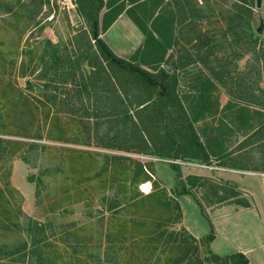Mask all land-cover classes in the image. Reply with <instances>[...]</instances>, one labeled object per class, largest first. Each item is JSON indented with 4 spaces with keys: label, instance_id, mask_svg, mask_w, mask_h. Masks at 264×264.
<instances>
[{
    "label": "rangeland",
    "instance_id": "rangeland-1",
    "mask_svg": "<svg viewBox=\"0 0 264 264\" xmlns=\"http://www.w3.org/2000/svg\"><path fill=\"white\" fill-rule=\"evenodd\" d=\"M91 2L0 0V264H107L110 221L165 216L149 202L106 209L130 196L133 166L103 171L104 156L144 165L135 191L178 205L172 228L197 240L203 264L208 235L264 264V0H104L98 17L128 6L143 29L132 62L168 75L165 98L109 70Z\"/></svg>",
    "mask_w": 264,
    "mask_h": 264
},
{
    "label": "trees",
    "instance_id": "trees-1",
    "mask_svg": "<svg viewBox=\"0 0 264 264\" xmlns=\"http://www.w3.org/2000/svg\"><path fill=\"white\" fill-rule=\"evenodd\" d=\"M92 2L89 4H93ZM94 3H96V7H94L95 16L91 18L92 24L90 25L91 32L89 35L91 40L97 44V51L99 55H102L103 59L105 60L104 62H106L109 67V70L111 69V71L114 72L113 68H116L121 72L131 75L135 79L138 78L143 80L148 88H160L163 91V93L160 94V97L165 98L170 88L166 83V80L168 81V75L165 72L161 71L158 74H152L146 70H143L136 64L117 57L109 49V47L102 40H100L98 13L103 6V0H94ZM235 6H237L239 11L244 9L248 13L245 26L249 29V20L252 18L251 10L249 8H243L241 4H236ZM102 29H106V27L103 26ZM109 78L112 77L110 76ZM151 103L152 98L140 102L137 108L139 109V107H141L140 109H143L146 106H150ZM130 121L134 126L136 136L139 137L144 143V140L140 134L141 131H139L137 128V124L131 117ZM141 133L143 134V137L146 136L143 132ZM196 143L197 142L191 138V146L193 144L195 147ZM145 149L146 148H142L139 150L145 151ZM167 149L170 151L172 147L168 144ZM163 154L171 156L173 159H177L175 155H169V153ZM184 156L188 157V155ZM193 158H198V155H194ZM104 160L103 171L107 170L108 165L111 166L113 173L114 170L119 168V164L121 165L123 163H128V166L129 164L133 166V169L131 170L132 172L130 171L131 178L129 177L127 181L125 180L126 184L129 185L128 188H131L130 196L128 198L124 197V199H122L120 202L115 198L110 200V202L106 204V209L114 213H120L124 212V210H128L129 207L136 209L138 206H144L146 202H149L150 206L155 208H157V206L162 207L167 212L165 213V216L162 215L160 218H158V220H145L146 222L132 218L124 219L122 218V215L121 217L116 216V222L110 221V225L107 224L106 226L107 232L104 235L106 242L104 253L107 264H203V262L198 258V255H196L197 240L185 230L177 231L172 228L178 219V205L165 195L162 196L161 194L155 192L142 195L135 191V187L140 182L149 180L147 177L146 179H138L140 175L145 173L144 165L132 160L129 157L104 156ZM128 166L127 168H124V173L127 176L129 173ZM171 203L174 204V209H176V218L174 219L171 217V215L166 218V216L171 213ZM148 224L150 226L149 228L147 227ZM40 230L41 229L36 228L34 231L41 233L42 230ZM213 239L214 238L212 235H208L204 239L205 245L207 246L213 241ZM34 241L36 240H33V243ZM208 257L209 258H206L205 261L211 264H248L247 257L240 252L226 256L209 254Z\"/></svg>",
    "mask_w": 264,
    "mask_h": 264
},
{
    "label": "crops",
    "instance_id": "crops-1",
    "mask_svg": "<svg viewBox=\"0 0 264 264\" xmlns=\"http://www.w3.org/2000/svg\"><path fill=\"white\" fill-rule=\"evenodd\" d=\"M104 3V0H103ZM128 6H125L124 9H119L113 17H110L111 11L110 8L104 10L103 13L98 17V26L102 28L103 26L106 29H100V37L103 39V42L109 47V49L119 58L124 59L126 61L132 62L133 57L135 56L137 51H141L144 42L146 40L143 29L138 25V23L133 19V17L128 13ZM100 19V20H99ZM103 19V20H102ZM104 23V25L102 24ZM126 30L124 37V32L121 31ZM117 33L120 35L117 36ZM133 63V62H132ZM142 69V68H141ZM264 193V192H263ZM262 193V194H263ZM236 239V238H234ZM238 239L234 240L237 241ZM219 238L216 236L212 243L211 249L214 254L218 256H226L229 254H233L236 252L243 253L247 259L249 260V256L247 253L249 251L246 247H235L232 244V239L227 238L222 243L224 249L218 250L217 243L219 242ZM239 242V241H238ZM237 244L238 243H234ZM249 262V261H248Z\"/></svg>",
    "mask_w": 264,
    "mask_h": 264
},
{
    "label": "water",
    "instance_id": "water-1",
    "mask_svg": "<svg viewBox=\"0 0 264 264\" xmlns=\"http://www.w3.org/2000/svg\"><path fill=\"white\" fill-rule=\"evenodd\" d=\"M256 1H257L256 5H257V7H259V6L261 5V0H256ZM256 32H257L258 34H261V32H262V25H260V26L257 28Z\"/></svg>",
    "mask_w": 264,
    "mask_h": 264
}]
</instances>
